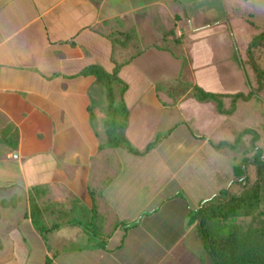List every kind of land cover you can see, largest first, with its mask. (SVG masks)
<instances>
[{
    "label": "crops",
    "instance_id": "1",
    "mask_svg": "<svg viewBox=\"0 0 264 264\" xmlns=\"http://www.w3.org/2000/svg\"><path fill=\"white\" fill-rule=\"evenodd\" d=\"M225 2L0 0V264H44L48 257L50 264H207L192 213L236 180V164L214 147L206 119L199 125L188 118L205 102L188 101L182 111L187 118L167 112L170 102L161 99L163 85H156L161 70L144 66L169 64L174 81L182 72V60L154 42L159 12H173L181 26L188 18L190 28L200 25L191 29L200 34L210 25L195 18L227 21ZM238 4L264 10V0ZM182 33L188 35H177ZM127 60L119 71L128 83L126 136L142 150L170 130L145 154L99 148L105 142L96 127L103 117L97 119L102 111L95 78L81 74L94 64L112 72ZM200 74L198 85L221 89L206 84L203 76L210 73ZM171 83L164 89L170 92ZM96 99L92 123L89 107ZM164 119H170L166 130L160 129ZM199 173L210 183L198 184ZM34 195L38 224L59 225L46 236L32 218ZM49 198L66 203L65 214L49 216L42 207Z\"/></svg>",
    "mask_w": 264,
    "mask_h": 264
},
{
    "label": "rangeland",
    "instance_id": "2",
    "mask_svg": "<svg viewBox=\"0 0 264 264\" xmlns=\"http://www.w3.org/2000/svg\"><path fill=\"white\" fill-rule=\"evenodd\" d=\"M239 1L240 0H231L228 2L226 0L225 11L229 14V17L227 18L228 20L223 23H219V20L217 18L198 19L199 17L197 16L198 18H195L196 23L200 22L203 24L202 21H204V24L202 26L210 25L209 27H203L204 31L201 30L200 34L196 33V31L193 32V30H191L199 27L200 25L197 24L190 28V23L187 21L188 18L183 21V24L181 26L179 25L180 20L177 21V18H173V12L171 15L170 13L167 14L165 12H159V30L156 29L157 32L159 31V36L153 37L154 42L159 40L156 44L159 48L164 49L165 47H170L174 52H176V54H184L186 60L182 67L180 78L188 84H197V80L202 77L200 73L206 71L210 74L203 76V78L205 77L208 80L207 83H204H206L208 86H221V89H219L218 91L220 93H236L241 91L245 93H248L250 91L255 92V95L253 97L254 99L248 102H238L233 114H218L215 110L214 102H205V104H200L197 107L192 108L193 111L190 112L191 116H188V118H191L190 120L198 119L197 121H194L196 123L198 122L199 125L204 123V119L207 120L206 126H208V128L204 125L203 129H209L207 133L211 135V141L214 144H219L221 141H228L230 143H233L237 134L247 127L255 129L259 134V138L256 140H254L251 135L243 137V139L239 143V146H223L221 147V149L219 148L222 152L221 155L225 156L229 160L231 159L230 163H232L233 165L236 164L238 166L243 165L246 170L245 176H248L249 178V182H241L240 179H238L234 180L228 185V187H226L229 190V194L236 195L243 193V191L245 190L244 185H246V183L248 184L247 187H251L256 182V166L253 163L255 156L260 153V157L264 160V87L261 91L257 92L256 78L252 71L251 64L249 63L250 57L249 52L247 51L252 38L258 32L264 30V10L263 7H258L257 5H236V2ZM223 7L224 1L222 4V9ZM253 7H255V9H258L256 10L257 12L249 10ZM250 21H252V23ZM183 30H186L188 32L187 36L184 33H182L181 35H177L178 31ZM203 33H205V35H203ZM200 42L203 43H201L203 47L201 45V47H198V43ZM148 43L149 42H146L147 46L150 45ZM197 47L198 51L196 53ZM189 50L190 52L193 50V54L192 52L189 53ZM181 52L184 53L182 54ZM126 56L127 55L125 54L123 58H125ZM254 56L264 70V48L260 47V49H257ZM156 58L157 56L153 57V59ZM182 58L180 59L183 61ZM166 60L168 61V59ZM159 62L156 63V61H154L152 65H146V67L144 66V68L153 67L161 70L159 77H161L163 80H159L156 85H163V89H161V99L163 101L169 100L170 102V104H168V106L165 108L166 111L174 112L176 113V115L180 113V118H187L185 115L186 113L182 112L183 106H185V104H187L188 106L189 103L187 102L190 100H193L195 104V99L188 96V92L178 95V91H173L172 89H170L169 92L168 89H164L168 86H166L167 82L175 83V81L170 79V77H172L170 75V65L162 64L161 61ZM245 70L250 74L251 81L255 85L254 88H250L251 86L249 84V81H247L246 79ZM149 77L150 76H146V80L143 81L145 84L149 83ZM116 89L120 88L117 87ZM180 91L182 90L180 89ZM98 93L99 92H96L95 95L98 96ZM168 94L171 95L172 98ZM102 97L103 100H98V103L101 104L100 108L102 114H100V117H97V119L102 117L103 118L99 122L96 121V127L101 128L103 134V142H106L103 119L105 116V108L108 101H106L104 95L101 96V98ZM224 101V105L226 108H230L232 106L231 99L227 98ZM96 102L97 100H95V103ZM93 109H97V104L93 105ZM169 120L170 119H164V121H162L160 125V129L166 130ZM199 125L197 126L199 127ZM211 127L213 128L212 133H210ZM198 129L200 130V128ZM113 157L114 155L111 156V160H113ZM246 158L249 161L245 163ZM204 173L207 174L209 172ZM204 173H199L198 176H194V179L198 182V184H200L201 182L204 183L205 181H207V183H210V180ZM17 199V195L12 198V200L14 201H16ZM15 203H18V201H16ZM42 207L46 208L45 210L48 212L47 214L49 216H54V214L52 213L53 211L65 214V211L67 210L66 203H59L58 201H54L51 198L47 199L45 201V204H42ZM57 220L61 221L60 219ZM237 220L238 222H246L250 221V217H242ZM201 246L203 247L199 239V247ZM204 255L205 257H207V264H215L210 253H208L207 250L204 251Z\"/></svg>",
    "mask_w": 264,
    "mask_h": 264
},
{
    "label": "trees",
    "instance_id": "3",
    "mask_svg": "<svg viewBox=\"0 0 264 264\" xmlns=\"http://www.w3.org/2000/svg\"><path fill=\"white\" fill-rule=\"evenodd\" d=\"M112 39L114 46L120 44L119 38L115 37ZM125 39L126 37L122 39V42ZM260 47L264 48V30L258 32L252 38L247 49L250 57L249 63L256 78L257 92L264 87V70L254 56L256 50L260 49ZM164 49L170 51L176 58L183 57L182 64L184 65L186 60L184 52H181L183 55H178L170 47H165ZM127 62L128 60L117 62L118 64L112 72H109L100 64L89 65L81 74L93 75L95 78V93L99 92V95L95 96L103 100L101 96L104 95L106 101H108L103 119L106 142L100 144L99 148L103 149L108 146L122 148L133 154H145L167 138L170 130L157 133L154 139L142 150L136 148L126 136L130 114L125 100L128 83L122 79L119 71L122 65ZM246 79L249 81L250 88H254L255 85L247 72ZM117 87L120 89H116ZM172 90L178 91V95L188 92V96L199 102H214L216 112L221 115L233 114L238 102H248L254 99L255 95L254 91L248 93L242 91L236 93L212 92L198 84H188L180 77L175 80ZM227 98L232 100L230 108H226L224 105V100ZM93 105H95V100L89 107L92 123L96 118ZM247 135H251L254 140L259 138V134L255 129L247 127L237 134L233 143L221 141L219 144H213L216 148L223 146L236 147L239 146L243 137ZM13 136L17 138V132ZM247 161L249 160L246 158L245 163ZM253 163L256 166V182L253 186L247 187L248 184L246 183L244 185L245 190L238 195L229 194L227 188L223 189L219 194L204 201L202 206L192 213V223L197 222V236L204 249L210 253L215 264H264V160L260 157V153L255 156ZM234 168L236 180L240 179L241 182H249L248 176H245L246 170L243 165H236ZM30 201L33 221L44 236L59 227L58 224H55L54 227L47 229L45 225H39L37 215L40 214V209L37 205L36 195L31 196ZM242 217H250V221L238 222L237 219ZM50 263L51 259L49 257L46 258L44 264Z\"/></svg>",
    "mask_w": 264,
    "mask_h": 264
}]
</instances>
